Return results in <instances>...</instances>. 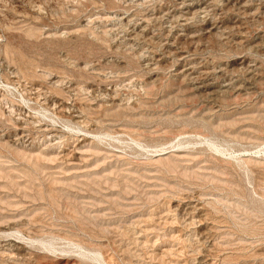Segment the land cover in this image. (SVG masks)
Returning a JSON list of instances; mask_svg holds the SVG:
<instances>
[{
    "label": "rangeland",
    "instance_id": "1",
    "mask_svg": "<svg viewBox=\"0 0 264 264\" xmlns=\"http://www.w3.org/2000/svg\"><path fill=\"white\" fill-rule=\"evenodd\" d=\"M0 264H264V0H0Z\"/></svg>",
    "mask_w": 264,
    "mask_h": 264
}]
</instances>
